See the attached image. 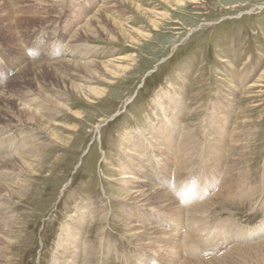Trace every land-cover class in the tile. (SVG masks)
<instances>
[{
  "label": "rangeland",
  "instance_id": "obj_1",
  "mask_svg": "<svg viewBox=\"0 0 264 264\" xmlns=\"http://www.w3.org/2000/svg\"><path fill=\"white\" fill-rule=\"evenodd\" d=\"M166 116L191 157L163 186L179 148L171 137L164 163L146 129ZM224 122L236 137L209 154ZM0 141V264H264V247L247 249L264 244V0H0ZM126 162L177 209L130 201ZM76 212L71 260L60 243Z\"/></svg>",
  "mask_w": 264,
  "mask_h": 264
},
{
  "label": "bare ground",
  "instance_id": "obj_2",
  "mask_svg": "<svg viewBox=\"0 0 264 264\" xmlns=\"http://www.w3.org/2000/svg\"><path fill=\"white\" fill-rule=\"evenodd\" d=\"M17 18V17H16ZM28 18V17H27ZM10 25V24H9ZM76 36V35H75ZM76 39V38H75ZM91 62V61H90ZM36 63V62H35ZM75 63H77V62H75ZM101 65V64H100ZM82 66H84L85 67V70H87V72H89L88 70H90V72H92L93 70H91V69H89V67L91 66H89L88 67V63L87 62H84L83 63V65ZM38 67H40V66H38ZM84 70V71H85ZM73 86V85H72ZM77 86V85H76ZM74 88H76L77 89V87H75V86H73V89ZM78 90H79V87H78ZM80 91V90H79ZM168 98H169V100H167V103L169 104V113H171L172 115H177L176 113H180L181 112V110H180V107H181V104H182V101H181V99H175V98H173L172 96H168ZM159 99H161L160 97H159ZM46 100V99H45ZM44 100V101H45ZM161 101H163V100H158L157 99V101L155 102V106H156V108L157 107H160L161 106ZM23 102V101H22ZM179 102V103H178ZM26 104V103H25ZM180 105V107H179V105ZM40 106V105H39ZM42 106V105H41ZM30 108H31V106H30ZM38 108L39 107H36L35 109H34V114H36L37 112H38ZM41 108V107H40ZM40 108H39V110H40ZM167 110V109H166ZM41 111V110H40ZM39 111V112H40ZM39 114V113H38ZM41 114V113H40ZM31 116H33V114H32V110H31V114H30ZM37 115V114H36ZM181 115V114H180ZM171 116V115H170ZM169 116V117H170ZM210 116V115H209ZM219 116V115H218ZM217 116V117H218ZM38 117H40L39 115H38ZM213 117V116H212ZM217 117H215L216 119H219V117L217 118ZM34 119V121H35V119L37 118H35V117H33ZM171 118V117H170ZM39 119V118H38ZM210 119V118H209ZM30 120V119H29ZM166 121H167V124H163V125H159V127H162L163 129L161 130V133H159V137L161 138V139H159V137L154 133V129H151V126H150V128H148V129H146V130H148V134H147V137H146V140L149 142V143H153V144H155V145H157V148H158V152L157 153H159L161 156L159 157L160 159L159 160H161V161H163L164 163H165V156H166V154H168L169 152H168V149H170L171 150V148H172V146L170 147V143H171V137H173V139L175 138V141L173 142L174 144H173V149H174V147L176 146L177 148H179V151H178V153H179V155H178V157H177V159H175V154H174V159H173V162H174V164H173V167H172V169H171V173H167V170H168V167L167 166H165V167H163V168H161V172H164V173H167L168 174V176L170 175V180H164V181H162V185L163 186H165L166 184H169V183H174L173 181H175V179H177V178H180V174L182 173L181 171H184V170H186L187 169V166L185 165V164H187L188 163V159L191 157L190 156V154H188V152H189V146H190V142H189V138L187 139V135H186V133H184V136L181 134V136H183V137H181V138H178V136H177V133H178V131L179 130H175V128H176V122L174 121V122H172V121H170L169 119H168V117L166 116V119H165ZM181 120V119H180ZM217 122V121H216ZM226 122V121H225ZM225 122L224 123H222V124H220V125H217V126H212L211 127V130H213V134L215 135V138H214V136H213V138L211 139L212 141H209V144H207V147H205V148H209L208 149V153L209 154H220L221 152H222V147H223V145H224V143L226 142V141H229V139H232V140H234L235 139V137H236V133H234V131L231 129V131L230 130H227V128H225ZM208 124V123H207ZM206 124V125H207ZM208 126V125H207ZM211 126V125H210ZM206 129V128H205ZM208 129V128H207ZM212 132V131H211ZM210 132V133H211ZM182 133V132H181ZM191 133V132H190ZM226 134L227 136V138H226V140H222L220 137H223V136H221L222 134ZM178 135H179V133H178ZM193 135V134H192ZM211 135V134H210ZM177 136V137H176ZM190 136H191V134H190ZM209 138V137H208ZM218 138H220L222 141L220 142V141H218ZM137 139V138H136ZM135 139V136H133V137H127L126 138V142L128 143V145L130 146V150H129V155H130V159H127V161L129 162V163H131V160H133L132 159V155H134V157H135V155L137 156L138 154H136L137 153V151H138V146H137V140ZM192 139V138H191ZM176 140H181V144L180 145H176ZM193 140V139H192ZM237 140V139H236ZM239 140V139H238ZM1 142V141H0ZM147 142V143H148ZM183 142V143H182ZM194 142H196L195 140L194 141H192L191 143H193L194 144ZM239 142H240V140H239ZM148 143V144H149ZM178 143V142H177ZM220 143V144H219ZM227 143V142H226ZM143 143H138V145L141 147V145H142ZM202 144V143H201ZM233 144H235L236 145V141L234 142V143H232V145ZM150 145V144H149ZM231 145V146H232ZM237 145H238V143H237ZM151 146V145H150ZM195 146H196V144H195ZM202 146V145H201ZM191 147H193V145H191ZM217 147H219L218 149H217ZM228 147V146H227ZM236 148V147H235ZM151 149H153L152 147H151ZM194 149V148H193ZM199 149V148H198ZM237 149V148H236ZM245 149V148H244ZM175 152V151H174ZM156 153V151L154 150V153H153V155ZM30 154V153H29ZM36 155V154H35ZM142 155H145V154H142ZM153 155H152V157H153ZM222 155H224V154H222ZM244 155V154H243ZM9 156H10V154H9ZM13 156V155H12ZM139 157H141L140 155H138ZM156 156V155H155ZM218 156V155H217ZM139 157H136V159L138 160L139 159ZM181 157H186L187 159H181ZM221 159V158H220ZM220 159H217V162L218 161H220ZM7 160V159H6ZM142 160V159H141ZM146 161L148 160V159H145ZM210 160V159H209ZM1 161V160H0ZM208 162V161H207ZM210 162V161H209ZM129 163L127 164V162L126 163H124V166H125V168H124V170H126L125 172L126 173H124V174H131V179L130 180H128V181H125V184L128 186V184H129V186H128V188H126L128 191H129V194H126L127 196H129V200L131 201V200H143L144 199V201L145 202H147V203H149L150 205H155V204H157V203H159V202H161V201H159V199L160 200H162V202H166L167 204L165 205V206H163V207H165V208H163L164 210H174V209H177V206H175V202H174V200L172 199V197H170L169 195H167V191H165V188H162V187H160V188H156V184H154V183H150V181L148 180V178L146 179L145 177H143V176H141V177H143V178H139L140 176H136L135 175V173H134V170L135 169H133L132 168V166H130L129 165ZM233 163H235V162H233ZM204 164V163H203ZM231 164V163H230ZM162 165V164H161ZM234 165V164H233ZM235 165H237V164H235ZM163 166V165H162ZM231 166V165H230ZM31 168V167H30ZM219 169V168H218ZM228 169V168H227ZM229 169H232V167L231 168H229ZM228 169V170H229ZM208 170V169H207ZM181 172V173H180ZM229 172H231L230 170H229ZM222 174V173H221ZM164 175V174H163ZM223 175V174H222ZM161 176V175H160ZM209 176V175H208ZM214 176V175H213ZM224 176H225V173H224ZM129 177V176H128ZM128 177H126V178H128ZM151 177H149V179H150ZM125 179V178H124ZM147 180V181H146ZM176 183V182H175ZM171 184V185H172ZM134 185H136V186H134ZM5 187V186H4ZM125 188V187H124ZM130 189V190H129ZM198 189V188H197ZM130 191H132V192H130ZM154 192H155V196H153V194H154ZM132 195H134V197L132 196ZM171 195V194H170ZM133 197V198H132ZM126 198V197H125ZM214 198V197H213ZM212 199V198H211ZM215 199V198H214ZM212 201V200H211ZM139 202V201H138ZM202 203H203V201H201ZM200 202V203H201ZM208 202H209V200H208ZM207 202V203H208ZM178 203V202H177ZM176 203V204H177ZM192 203V202H191ZM197 203V202H196ZM195 203V204H196ZM206 203V204H207ZM144 204V203H143ZM193 204V203H192ZM191 204V205H192ZM204 204V203H203ZM198 205H199V202H198ZM208 205V204H207ZM147 206V205H146ZM149 206V205H148ZM159 206V205H158ZM194 206H196V205H194ZM200 206H201V204H200ZM200 206H198V207H200ZM161 207H162V205H161ZM180 207H181V205H180ZM180 207H178L179 209H180ZM184 207V206H183ZM190 208V206L188 207V209ZM194 208V207H193ZM192 208V209H193ZM196 208H197V206H196ZM195 208V209H196ZM77 210L79 209V207H77L76 208ZM81 209H83L82 207L80 208V210ZM79 210V211H80ZM84 210V209H83ZM178 211V210H177ZM189 211H192V210H189ZM164 212H166V211H164ZM187 211H185V213H186ZM168 213H169V211H168ZM167 213V214H168ZM171 213V212H170ZM174 213V212H173ZM182 213V212H181ZM183 213H184V211H183ZM172 214V213H171ZM76 215H77V218L74 220V223H67V225L64 227V233L65 234H67L66 236H65V238H62L61 239V243H60V248L63 250L62 251V256H65V257H70V259L72 258H74V256H76L75 255V253H73V252H76V251H78L79 252V250H80V248H78L76 245H73V244H76V241H77V237L78 238H80L79 237V233H80V230H81V225L82 224H80L81 222H82V219H83V213H81V212H79V214L76 212ZM188 215V214H187ZM181 216H182V214H181ZM185 216V215H184ZM189 216H191V215H189ZM127 217H129L128 215H127ZM188 217V216H187ZM175 218V217H174ZM178 218H180V217H178ZM185 219H186V216L184 217ZM183 218V219H184ZM202 218V217H201ZM88 219H90V218H88ZM172 219V218H171ZM187 219H190L189 217L187 218ZM132 220V219H131ZM205 220V219H204ZM130 221V220H129ZM171 221V220H170ZM176 221H177V219H176ZM175 221V224L176 225H178V222H176ZM185 221H187V220H185ZM2 222H3V220H2ZM131 222V221H130ZM129 222V223H130ZM136 222V221H135ZM137 222H138V220H137ZM140 222V221H139ZM4 223V222H3ZM128 223V224H129ZM6 224V223H5ZM188 224V223H187ZM0 225H2V226H4L3 224H1L0 223ZM15 225V224H14ZM148 225V224H147ZM2 226H0V227H2ZM140 226H142V225H140ZM140 226H138V225H135L134 226V229H136V231H137V229H138V231L139 230H143V229H141L142 227H140ZM149 226V225H148ZM180 226V225H179ZM13 227V226H12ZM133 227V226H132ZM131 227V228H132ZM181 227H182V225H181ZM144 229H146L147 230V228H145V226L143 227ZM1 229V228H0ZM133 229V228H132ZM156 229H158V228H156ZM5 230V229H4ZM10 230V229H9ZM145 230V231H146ZM148 230H149V232L150 231H152V230H155V227H154V229H151L150 230V226H149V228H148ZM162 230V229H161ZM186 230H187V228H186ZM144 230H143V232H145ZM157 231V230H156ZM158 231H160V230H158ZM195 231V230H194ZM7 232V231H6ZM142 232V233H143ZM154 232V231H153ZM184 232H186V235L184 236V237H186V236H190L189 234L187 235V232L188 231H184ZM3 232H1V234H2ZM84 233V232H83ZM136 233V232H135ZM148 233V232H147ZM151 233V232H150ZM157 233V232H156ZM156 233H154V235L156 234ZM193 233V232H192ZM191 233V234H192ZM195 233V232H194ZM3 234H6V233H3ZM140 234V233H139ZM160 234V233H159ZM201 234L205 237L206 236V232L205 231H202L201 232ZM142 235V234H141ZM153 235V234H152ZM151 235V236H152ZM157 235V234H156ZM155 235V236H156ZM165 235V234H164ZM240 235H241V233H240ZM2 236V235H1ZM11 236V235H10ZM134 236V235H133ZM144 236V235H143ZM162 236V235H161ZM166 236V235H165ZM164 236V237H165ZM173 236V235H172ZM194 236V238L195 239H197V237H195V235H193ZM218 236H220V235H218ZM3 237V236H2ZM140 237V236H139ZM187 237V238H188ZM217 237V236H216ZM83 238V237H82ZM169 239H170V237H168ZM194 238L192 239V240H194ZM206 238V237H205ZM139 239V238H138ZM152 239V238H151ZM160 239H162V238H159V241H160ZM164 239V238H163ZM162 239V240H163ZM153 240V239H152ZM173 240V239H172ZM185 239H183V241H184ZM187 240H191V239H187ZM187 240H185V241H187ZM192 240H191V242H192ZM79 241V240H78ZM104 241H105V239H104ZM140 241H142V240H140ZM170 241H171V239H170ZM184 241V242H185ZM196 241V240H195ZM6 242V241H5ZM83 242H85V241H83ZM150 243V245H151V242H149ZM159 243V242H158ZM162 243L165 245V248L167 247V245H170L171 246V249H170V251L172 252V251H174V253H172L173 255L175 254V256L174 257H180L181 256V254H180V252L179 251H177V247L179 246V244H178V246H176V242H173V241H171V242H169V241H165V240H163L162 241ZM188 243H190L189 241L187 242V245H188ZM193 243H195V242H193ZM193 243H191V244H193ZM199 243V242H198ZM197 243V244H198ZM217 243V242H216ZM261 243H262V245H261ZM261 243H258V244H252V245H250L247 249L249 250V249H253V248H255V249H257V247H264V244H263V242H261ZM73 245V247L76 249V250H71V252H69L71 255H67V252H66V250L68 249V247L70 246V245ZM82 244H84V243H82ZM163 244H161V245H163ZM182 244V243H181ZM180 244V247L181 246H183L184 247V245H181ZM191 244H189V245H191ZM196 244V243H195ZM195 244L194 245H192V247H195ZM200 244V243H199ZM77 245H79L78 243H77ZM144 245V244H143ZM146 246H147V244H145ZM186 245V246H187ZM82 246V245H81ZM86 246V245H85ZM100 246V245H99ZM153 246V245H152ZM72 247V248H73ZM179 247V248H180ZM189 247V246H188ZM196 247H197V245H196ZM71 248V247H70ZM87 248V247H86ZM89 248V247H88ZM158 248H160V247H158ZM184 248H186V247H184ZM237 248V247H236ZM259 248V249H260ZM85 249V248H84ZM164 249V248H163ZM167 249V248H166ZM166 249H164V251L166 250ZM188 249V248H187ZM193 249V248H192ZM232 249H233V247H232ZM232 249H228L222 256H224V255H226L228 252H230ZM238 250L240 249V247L239 248H237ZM242 249V248H241ZM246 249V250H247ZM180 250V249H179ZM183 250V249H182ZM85 251V250H84ZM162 251V250H161ZM163 251V252H164ZM195 251V250H194ZM242 251H244V250H242ZM241 251V252H242ZM90 252V251H89ZM155 252H156V250H155ZM160 252V251H159ZM165 252H167V251H165ZM184 252V251H183ZM190 252V251H189ZM80 253V252H79ZM108 253H109V250H108ZM170 253V252H169ZM187 253H188V251H187ZM78 254V253H77ZM82 254V253H81ZM84 254H86V253H84ZM192 254V253H191ZM160 255V254H159ZM170 255L171 254H168L167 255V258H169L170 257ZM193 255V254H192ZM164 256V255H163ZM172 256V255H171ZM196 256V255H195ZM78 258H79V256H77ZM187 257V256H186ZM181 258H182V256H181ZM57 259V258H56ZM69 259V260H70ZM71 259V260H72ZM165 258H163V260H164ZM167 260V259H166ZM185 260H188V262L189 261H197L196 262V264H203L204 262H208V261H214V260H203V259H200L199 260V258H198V260H192V259H190V258H186ZM216 260V259H215ZM170 261H172V262H176L175 260H173V259H170ZM169 261V262H170ZM181 261V260H180ZM179 262V261H178ZM184 262V264H187L188 262H186V261H183ZM67 263V262H66ZM66 263H64V264H66ZM164 263H166V262H164ZM180 263H182V262H180ZM179 263V264H180ZM254 263V262H253ZM168 264V263H167ZM170 264V263H169ZM189 264V263H188Z\"/></svg>",
  "mask_w": 264,
  "mask_h": 264
}]
</instances>
